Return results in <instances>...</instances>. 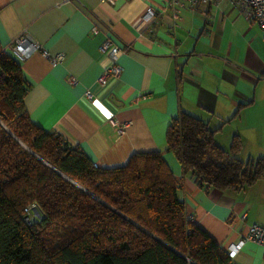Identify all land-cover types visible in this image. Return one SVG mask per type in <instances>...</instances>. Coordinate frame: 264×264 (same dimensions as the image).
<instances>
[{
  "label": "crops",
  "instance_id": "0c3cea01",
  "mask_svg": "<svg viewBox=\"0 0 264 264\" xmlns=\"http://www.w3.org/2000/svg\"><path fill=\"white\" fill-rule=\"evenodd\" d=\"M146 7L157 15L139 26ZM22 35L39 46L15 59L29 86L23 103L32 124L79 148L96 168L161 152L181 184L176 196L186 217L227 253L250 224L264 225V177L238 192L205 190L166 150L167 129L184 112L216 130L222 149L237 137L238 160L264 158V33L255 21L228 0L194 9L166 0H0V48L12 56ZM106 37L121 48V71L100 85ZM55 55L62 60L52 63ZM232 263L264 264V249L248 241Z\"/></svg>",
  "mask_w": 264,
  "mask_h": 264
},
{
  "label": "trees",
  "instance_id": "16d2710c",
  "mask_svg": "<svg viewBox=\"0 0 264 264\" xmlns=\"http://www.w3.org/2000/svg\"><path fill=\"white\" fill-rule=\"evenodd\" d=\"M12 54L0 48V264H233L187 219L161 152L96 168L32 124L23 103L29 86ZM215 132L180 112L166 150L205 190L238 192L264 177V158L238 160L237 137L225 150ZM31 205L39 219L27 224Z\"/></svg>",
  "mask_w": 264,
  "mask_h": 264
},
{
  "label": "built area",
  "instance_id": "2783aa9c",
  "mask_svg": "<svg viewBox=\"0 0 264 264\" xmlns=\"http://www.w3.org/2000/svg\"><path fill=\"white\" fill-rule=\"evenodd\" d=\"M100 2L112 3L113 0H98ZM170 2L173 6L183 8L188 6L191 9H194L198 5H207L211 0H166ZM228 2L233 5L240 13H243L246 18H250L255 21L259 29L264 33V0H228ZM157 12L153 7H146L143 17L139 21L140 25H146L154 20ZM176 16V15H175ZM108 28H105V33L109 32ZM100 31L98 25L92 27V32L94 34ZM10 50L16 55L19 59L26 58L30 53L37 51L39 46L31 42L28 37L22 35L15 39L13 44L9 47ZM100 50L103 55L108 60V65L105 67L102 75L98 78V83L104 85L109 76H118L120 74L121 68L118 64V57L121 54V48L116 45L110 37H106L103 43L100 46ZM45 54V53H44ZM62 60V55H55L51 61L56 63ZM76 81L74 78L69 77L68 83L74 84ZM88 99L91 98L89 92L86 93ZM116 131L122 133L124 131L123 126H117ZM35 206L31 205L29 210H34ZM34 215L28 214L24 217V222L30 224L33 220ZM242 218H245V215H242ZM187 219L191 221V218ZM253 242L260 245L264 249V225L250 224L243 234L241 239L237 244H231L228 247V256L231 259H234L240 247L243 246L246 242Z\"/></svg>",
  "mask_w": 264,
  "mask_h": 264
},
{
  "label": "rangeland",
  "instance_id": "374dc122",
  "mask_svg": "<svg viewBox=\"0 0 264 264\" xmlns=\"http://www.w3.org/2000/svg\"><path fill=\"white\" fill-rule=\"evenodd\" d=\"M29 214H30V215H34V217H33L34 220L39 219V215H38V213L36 212V210H35V211H34V210H30V211H29Z\"/></svg>",
  "mask_w": 264,
  "mask_h": 264
}]
</instances>
